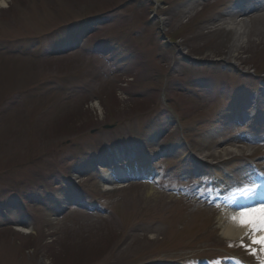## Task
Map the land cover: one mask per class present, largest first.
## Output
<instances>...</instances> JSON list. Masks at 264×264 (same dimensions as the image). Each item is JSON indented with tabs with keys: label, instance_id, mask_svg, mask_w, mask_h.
Segmentation results:
<instances>
[{
	"label": "rangeland",
	"instance_id": "rangeland-1",
	"mask_svg": "<svg viewBox=\"0 0 264 264\" xmlns=\"http://www.w3.org/2000/svg\"><path fill=\"white\" fill-rule=\"evenodd\" d=\"M4 1L0 264L264 259L218 226L264 174L257 0Z\"/></svg>",
	"mask_w": 264,
	"mask_h": 264
},
{
	"label": "bare ground",
	"instance_id": "bare-ground-1",
	"mask_svg": "<svg viewBox=\"0 0 264 264\" xmlns=\"http://www.w3.org/2000/svg\"><path fill=\"white\" fill-rule=\"evenodd\" d=\"M262 1L264 2V0ZM0 4L5 5L6 3L4 0H0ZM243 11H246V9L237 10L231 14L230 19L236 21L240 19L238 22H242L243 17L249 14V12H246V14L243 15ZM258 11H264V3L260 5ZM256 17L257 15L253 16L254 19H256ZM240 36L242 35H239V37ZM118 176L128 179L131 175H128L127 172L123 171L122 173L118 170L116 174H105V182L107 184H113ZM244 193H248V195H244ZM261 203H264V182H256L251 186L234 183V185L231 186V192L225 198L224 205L218 217V226L222 232V236L229 240H240L243 238L251 239V237L246 236L247 230L235 227L230 223L229 217L236 215L241 209L259 206Z\"/></svg>",
	"mask_w": 264,
	"mask_h": 264
},
{
	"label": "snow or ice",
	"instance_id": "snow-or-ice-1",
	"mask_svg": "<svg viewBox=\"0 0 264 264\" xmlns=\"http://www.w3.org/2000/svg\"><path fill=\"white\" fill-rule=\"evenodd\" d=\"M229 220L235 227L247 230L246 236L251 237L253 247L259 249V252L249 250L251 254L264 257V204L241 209L236 215L230 216ZM258 264H264V259L258 261Z\"/></svg>",
	"mask_w": 264,
	"mask_h": 264
},
{
	"label": "trees",
	"instance_id": "trees-1",
	"mask_svg": "<svg viewBox=\"0 0 264 264\" xmlns=\"http://www.w3.org/2000/svg\"><path fill=\"white\" fill-rule=\"evenodd\" d=\"M66 128V127H65Z\"/></svg>",
	"mask_w": 264,
	"mask_h": 264
}]
</instances>
